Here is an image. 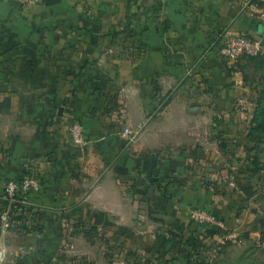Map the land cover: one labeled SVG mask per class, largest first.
<instances>
[{
	"label": "crops",
	"instance_id": "crops-1",
	"mask_svg": "<svg viewBox=\"0 0 264 264\" xmlns=\"http://www.w3.org/2000/svg\"><path fill=\"white\" fill-rule=\"evenodd\" d=\"M151 1V7L143 2L136 21H127L123 19L131 10L127 0H109L122 6L105 20L77 18L79 0L27 7L17 0H0V192L8 179L34 162L42 177L40 190L32 197L35 206L48 207L47 214L57 207L65 210V216L99 223L114 220L115 215L125 218L134 203L129 189L139 193L149 171L157 180L174 176L167 184L170 189L162 186L165 195L152 192L150 197L161 205L168 203L174 211L166 213L174 218L175 227L186 228L189 235L195 226L178 212L195 204L211 207L214 200L199 179L205 157L195 141L202 140V131L198 128L187 136L189 125L206 126L212 117V121L231 122L229 115H220L236 101L226 98V84L220 86L223 59L216 43L225 33L263 32L264 0L261 6L256 0ZM62 24L79 30L64 35ZM132 26L137 32L136 58L131 51H116L118 43L130 39L119 41L115 34ZM106 59L124 64L128 60L138 75L136 88H126L127 82L121 89L126 116L138 126L140 141L135 149L112 128L101 132L100 124L106 120L99 114L103 106L84 97V89L67 84L68 72L79 67L83 73L110 76L114 65L89 66ZM150 80H158L162 96L169 93L159 113L154 109L162 105L159 95L150 96ZM235 86L227 85L231 91ZM73 118L90 140L85 153L72 142ZM234 120L241 122L238 117ZM193 140L194 147L184 149ZM151 141L158 151L150 148ZM143 149L147 155L141 153Z\"/></svg>",
	"mask_w": 264,
	"mask_h": 264
},
{
	"label": "rangeland",
	"instance_id": "rangeland-1",
	"mask_svg": "<svg viewBox=\"0 0 264 264\" xmlns=\"http://www.w3.org/2000/svg\"><path fill=\"white\" fill-rule=\"evenodd\" d=\"M143 2L146 7L153 6L151 0H127L126 6L131 10H127L123 19L136 21ZM77 4L81 10L77 18L85 20L110 19L113 9L122 6L109 0H79ZM259 20L262 21L261 18ZM67 26L62 24V30L66 31L64 35H72V32L74 35L79 30ZM261 33L256 35L246 31L243 34L260 39ZM136 35V27L133 26L122 33L117 32L115 36L119 41L121 37H129L130 41L118 43L116 51H131L130 56L136 58ZM248 57H239L234 62L220 57L223 59L221 67L224 74L220 86L226 84V98L232 96L236 101L220 115L222 118L229 115L231 122L212 121V117L206 126L189 125L191 133L189 131L187 136L199 128L202 140L188 141L183 146L191 150L195 141L196 148L204 150L205 165L204 169L199 170V179L214 199L211 200V207L195 204L183 208L182 213L178 212L182 219H187L201 231L197 236L198 247H185L183 240L188 235L186 228L175 227L174 218L166 213L174 209L168 203L161 205L150 197L152 192L165 195L166 190L162 186L172 182L175 177L157 180L149 171L139 193L129 189L134 203L124 214L125 218L115 215L114 220L94 223L74 218L73 214L65 216V210L60 211L57 207L53 209V214H47L48 207H37L32 202L33 194L40 189L28 195L16 196L13 201L0 202V211L6 212L5 219L0 218V264H264V223L259 221V218L264 217V130L254 129L256 122H253L255 108L264 88V47L250 61ZM259 59L261 63L257 65ZM123 62L112 59L93 61L89 65L92 68L95 64L100 67L99 63L102 67L114 65L112 74L116 75H102L99 72L92 75L81 72L79 67L68 72L67 84L84 89V97H91L103 106L99 114L106 120L100 124L101 132L112 128L126 143L131 141L135 149L140 141L138 126L131 125L126 116L125 96L121 94V89L122 84L127 82L126 88H136L138 75L134 67L129 65L130 61L126 60V64ZM132 62L136 60L132 59ZM157 81L150 80V96L159 95L162 107L154 109V112L159 113L168 101L169 93L162 96L157 91ZM231 83L236 85L233 91L227 87ZM260 103L264 106V99ZM234 117H238L241 122L235 121ZM125 127L131 128L135 137L126 135ZM101 132L98 137H102ZM196 135L200 138V133ZM150 144L151 149L159 150L156 142L151 141ZM89 146L88 139V143L78 150L85 153ZM182 150L179 148L176 151L180 153ZM141 153L147 155V149ZM30 164L22 168L21 174L34 168V162ZM167 186L170 189V185ZM222 209L226 211L225 215L220 213ZM193 211L207 213L214 220L213 223L194 219ZM208 231L213 234H208ZM163 232L174 234L176 240H183L172 246H154L151 239ZM147 233H151V238Z\"/></svg>",
	"mask_w": 264,
	"mask_h": 264
},
{
	"label": "built area",
	"instance_id": "built-area-1",
	"mask_svg": "<svg viewBox=\"0 0 264 264\" xmlns=\"http://www.w3.org/2000/svg\"><path fill=\"white\" fill-rule=\"evenodd\" d=\"M17 1L25 5H34L43 2V0ZM263 47L259 38L252 39L238 32L225 33L218 39L217 54L226 61L234 62L242 56H255L259 54ZM70 129L72 142L77 148L80 149L88 143L85 131L77 119H71ZM124 133L135 137L133 130L129 127L124 128ZM33 167V169L28 170L25 174L6 181L1 192V198L13 201L17 195L23 196L38 191L41 187L40 174L38 169L35 166ZM5 217L6 212L0 211V218L3 220ZM192 217L200 222L213 223L214 221L207 213L202 211H193Z\"/></svg>",
	"mask_w": 264,
	"mask_h": 264
},
{
	"label": "trees",
	"instance_id": "trees-1",
	"mask_svg": "<svg viewBox=\"0 0 264 264\" xmlns=\"http://www.w3.org/2000/svg\"><path fill=\"white\" fill-rule=\"evenodd\" d=\"M256 1H257L259 6L263 5L262 1H260V0H256ZM251 59H253V57L249 56L248 57V61H250ZM260 63H261V60L260 59L257 60L256 64L259 65ZM261 94L262 95H261V97L259 99V102H258L256 108H255V115L253 117V122H256V126L254 128L256 130H264V106H262L261 103H260V101L262 99H264V88L261 90ZM82 127H83V125H82ZM83 129H84V127H83ZM84 131H85V129H84ZM17 196H19V195H17ZM5 201L6 200H4V199H2L0 197V202L1 203L2 202L4 203ZM190 226H192V224H190ZM200 232L201 231L199 230L198 227H193V229L191 230V232L189 233L187 238H184V240L182 238L180 240H176L174 238V234L169 233V232L168 233L167 232H163V233H161V234L156 236L157 238H155V240H157L158 237H161V238H159L158 241H155L153 244H154V246H159V245L172 246L174 244H178L179 242H181V240H183V244L185 245V247H187V246L188 247H198L199 246V244H198L199 243V241H198L199 239H198L197 236L200 234ZM208 234H213V232L208 231ZM245 235L247 236V233H245ZM197 244H198V246H197Z\"/></svg>",
	"mask_w": 264,
	"mask_h": 264
},
{
	"label": "water",
	"instance_id": "water-1",
	"mask_svg": "<svg viewBox=\"0 0 264 264\" xmlns=\"http://www.w3.org/2000/svg\"><path fill=\"white\" fill-rule=\"evenodd\" d=\"M59 1H60V0H43V3H44L45 5H52V4H56V3H58ZM260 42H261V44L264 46V31L261 33V36H260ZM259 221L264 223V217L259 218Z\"/></svg>",
	"mask_w": 264,
	"mask_h": 264
}]
</instances>
